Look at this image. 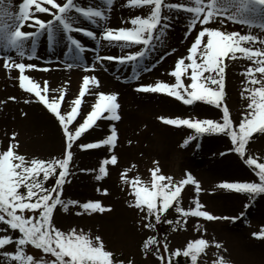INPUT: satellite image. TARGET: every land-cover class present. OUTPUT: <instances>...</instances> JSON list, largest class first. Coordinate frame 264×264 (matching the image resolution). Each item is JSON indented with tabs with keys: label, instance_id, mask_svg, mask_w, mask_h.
<instances>
[{
	"label": "snow or ice",
	"instance_id": "obj_1",
	"mask_svg": "<svg viewBox=\"0 0 264 264\" xmlns=\"http://www.w3.org/2000/svg\"><path fill=\"white\" fill-rule=\"evenodd\" d=\"M97 2L99 3V0ZM4 4L5 0H0V49L4 53L3 67L6 70H18L19 88L31 94V99H26L24 103L35 100L42 106L50 122L61 134L62 153L60 157L48 160L35 156L26 158L19 153L20 142L16 139V132H12V140L6 149L0 151V222L6 225L5 232L10 229L19 234L16 237L0 235V249L15 245L13 251H0V264H135V260L127 256L121 259L123 253L117 249L110 250L102 234L85 232L75 227L64 231L54 223V212L57 210L67 212L76 207L87 214H106L112 211L111 204H104L99 199H89L81 203L76 199L65 200L61 193L72 175L70 162L74 156V145L81 150L97 149L103 145L111 152L118 143V129L115 124L110 125L109 133L104 138L95 142H85V134L94 126L98 127L99 120L108 119L115 122L122 119L120 93L94 90L101 87L100 80L95 75H84L79 94L69 103L65 99L63 88L51 89L52 93L58 91L59 94L50 95L47 82L41 88L37 82L25 75L26 69H36L38 65L17 62L16 58H34L38 37L44 36L49 48L66 42L69 50H75L74 62H79L86 46L73 35L78 33L95 41L97 48L93 51L96 61H115L124 67H131L132 78L135 80L140 71L151 70L146 66L138 70L137 66L146 55L167 41V33L174 19L171 15L173 12L177 15L185 14V36L189 35L195 26H200L194 41L187 48V55L175 59L174 67L169 72L175 82L157 80L154 83H137L134 90L145 94H166L184 105L200 101L215 106L218 119L163 115L157 119L165 126H186L194 130V135H188L182 141V148L204 134L225 135L230 140V145L220 155L235 154L242 165L253 173L255 179H225L212 189L214 192L247 196L248 201L243 205L245 211L232 217L216 216L208 210H202L199 199L195 200L194 207L180 206L181 190L185 185H195V191H201L200 182L190 171H185V178L174 181L172 176L162 174L158 161H153L155 166L150 169V183H145L139 176L128 178L125 174H121V179L129 186L133 196V199L126 201L127 207L142 213L136 219L135 227L143 234L140 250L145 257L152 255L164 262L165 256L161 254L162 244L168 258L166 264H171L172 257L181 255L189 258L190 264H198V257L206 253L211 245L220 249L221 243L218 241L197 238L188 241L186 246L171 250L168 243L158 240L156 235L147 234L145 230H154L156 223L161 220L176 230L184 226L188 217L203 218L205 221L230 219L235 222L246 215L247 209L259 196L264 195V162L248 154V145L254 134L264 136V47H252L258 40L264 45V39L212 26H223L226 22H231L248 28L264 29V0H185L176 3H167L165 0H126L127 6L141 12L130 16L127 21H122L130 26L118 28L105 26L109 18L106 11L111 9L114 0H103L106 7L93 6L87 2L78 3L77 0H21L16 11L8 10ZM82 19L100 29V38L97 37L96 31L78 26ZM26 27L30 30H24ZM101 40L106 47L118 46L123 50L139 46V50L115 56H101ZM244 42H247L248 46H242ZM175 51V48H171L159 59L163 60ZM237 53L253 61L255 65L246 70L245 91L248 94V102L246 111L241 113L238 123L231 118L229 107L224 102L225 58L232 60ZM68 66L72 67L73 64L69 63ZM91 67L94 68L95 65ZM254 73H259L260 79H257ZM86 94L93 95L95 102L84 114L81 105ZM15 99L9 97V100ZM62 101L67 105L66 109H62ZM20 115L27 117L28 114L21 111ZM78 116L80 119H77ZM109 164L118 165L116 154L101 162L99 174L95 177L97 181L107 174L105 166ZM79 171L89 170L81 168ZM50 177L55 178V183L46 187L45 182ZM102 191L104 194L108 193L106 188ZM170 208H174L178 214L175 221L167 218L166 213ZM83 213L77 211L76 214ZM203 227L198 225L200 229ZM251 235L264 240V228L252 232ZM28 245L51 259L37 258L27 253ZM212 264L229 262L221 256L213 260Z\"/></svg>",
	"mask_w": 264,
	"mask_h": 264
},
{
	"label": "rangeland",
	"instance_id": "obj_2",
	"mask_svg": "<svg viewBox=\"0 0 264 264\" xmlns=\"http://www.w3.org/2000/svg\"><path fill=\"white\" fill-rule=\"evenodd\" d=\"M21 0H5L4 7L11 11L18 10ZM78 3L91 4L93 6L106 7L103 0H77ZM167 3L185 2V0H165ZM141 10L131 9L126 4V0H114L110 10L106 11L108 19L106 27L118 28L130 26L123 24L130 16L140 13ZM146 14V13H144ZM174 19L167 33V41L163 46H157L151 51L137 69L148 67L150 71H140L139 76L132 78L131 67H124L115 61H96L94 49L97 48L95 41L78 33H73L82 44L86 46L85 52L81 55L82 62L73 64L69 73L64 79L58 81L53 86L49 83V94L58 95L59 92L52 93L51 89L65 90V99L70 103L79 94V86L84 75H95L101 83L98 91L120 93L119 102L121 104L120 121H110L108 119L99 120L98 127L94 126L85 134V142H95L104 138L109 133L111 124H115L118 129V143L108 151L107 146L101 145L97 149L81 150L75 145L73 147V160L70 162L72 175L66 181L62 198L76 199L81 203L89 199H99L104 204H111L112 211L106 214H87L82 209L72 207L70 211L57 210L54 212V223L61 230L67 231L75 227L78 230L102 234L107 247L111 250L117 249L125 256L135 260V264H164L155 256L145 257L140 250V243L143 234L136 230L135 221L142 213L127 207L126 201L133 199L129 186L121 179V174L128 178L139 176L145 183H150V169L155 165L153 161H158L161 172L170 175L174 181L185 178L186 169L200 182L201 191H195V185H185L181 190L180 204L184 208L194 207L195 200L199 199L203 208L216 216L232 217L239 212L245 211L243 205L248 201L246 195L234 194L220 191H212L222 180L229 179H255L253 173L242 165L238 157L233 153L221 156L230 145V140L223 134H204L192 141L188 146L180 147L182 141L190 134L191 129L186 126H165L157 119L159 116H170L193 119H218V110L215 106L205 102L196 101L192 105H184L174 97L166 94H145L136 92L137 83H154L157 80L174 83V77L169 75L174 67V61L180 56L187 55V48L194 41L195 35L199 31V25L195 26L192 32L185 36L187 31L186 16L184 13L177 15L171 13ZM42 18H50L44 17ZM190 19V17H189ZM85 20H81L78 26L85 27L97 32L99 37L100 29L95 25L88 26ZM91 24V23H90ZM92 25V24H91ZM213 27H220L221 30H235L242 34L256 35L259 39H264V29L255 27L248 28L239 23L226 22L223 26L213 24ZM24 30H30L25 28ZM41 43V48L38 47ZM38 45L35 57L16 58L17 62L32 63L38 65L36 69H26L25 75L37 82L43 88L46 79L36 73L41 67H58L63 65L56 61L57 58L64 59L66 55H75V50H69L66 42L58 43L49 48L44 36L38 37ZM242 46H248L244 42ZM252 47H264L255 42ZM175 48L176 51L165 56L163 60L159 57L165 51ZM139 50V46L125 48L121 50L118 46L106 47L101 40L99 54L121 55ZM68 53V54H65ZM3 50L0 49V151H3L12 140V132L18 133L16 139L20 142L19 153L26 158L37 157L43 159L58 158L62 153L61 134L53 125L45 110L40 104L32 100L31 103H24L26 99H31V94L19 88L18 70H6L3 67ZM14 55V53H13ZM95 65L92 68V65ZM52 65V66H51ZM60 65V66H59ZM225 103L229 107L230 116L234 122L238 123L241 113L246 111L248 94L245 91L246 70L249 66H255L253 61L247 60L242 54L237 53L232 60L225 58ZM87 69V70H86ZM260 79L259 73H254ZM44 76V75H43ZM258 86V85H257ZM15 97V100H9ZM95 102L93 95L82 98L81 108L86 114L91 105ZM62 109L67 105L62 101ZM21 111L26 112L27 117L20 115ZM80 119V116L77 117ZM131 141V143H128ZM199 145V147H197ZM112 154L118 156V165H106L107 174L101 180L95 179L99 174V166L104 159L110 158ZM248 154L264 161V136L254 134L248 145ZM88 169L87 172H80L79 169ZM125 169L127 172L125 173ZM108 190L104 194L102 189ZM101 189V191H97ZM80 211L81 215H77ZM31 214V213H28ZM38 214V213H37ZM171 216V209L166 213ZM203 225V229L198 228ZM264 228V195L259 196L256 201L247 209L246 215L233 222L230 219H218L215 221H205L203 218L188 217L182 228L173 230L171 228L167 234L165 242L169 244V249L175 250L186 246L190 240L205 238L221 243V248L217 249L211 245L206 253L198 257V264H212L213 260L224 257L229 264H264V240L252 237V232L260 231ZM0 226V235L11 236V230L4 231ZM149 235H153V230H145ZM15 245H10L6 249L13 251ZM26 252L37 258L51 259L40 250L28 245ZM161 254L164 255L161 244Z\"/></svg>",
	"mask_w": 264,
	"mask_h": 264
},
{
	"label": "trees",
	"instance_id": "obj_3",
	"mask_svg": "<svg viewBox=\"0 0 264 264\" xmlns=\"http://www.w3.org/2000/svg\"><path fill=\"white\" fill-rule=\"evenodd\" d=\"M189 135H194V130H191ZM261 162H264V161L262 160ZM54 183H55V178L50 177L49 180L45 182V186L50 187ZM173 203L175 204L176 202L173 201ZM180 206H181V204H180ZM170 209H171V216H167V218L175 221L177 219L178 214L175 212L174 208H170ZM154 223H155V221H154ZM0 226L6 228V225H4L2 222H0ZM171 228H173V227L164 223L163 220H161V222L156 223L155 229L153 230V235H156L158 240L165 242L166 234ZM18 235H19L18 232H13L11 230V236L12 237H16ZM164 256H165L164 264H166L167 259H168L167 254L164 253ZM171 264H190V261H189V258H185L181 255L179 257H172L171 258Z\"/></svg>",
	"mask_w": 264,
	"mask_h": 264
},
{
	"label": "bare ground",
	"instance_id": "obj_4",
	"mask_svg": "<svg viewBox=\"0 0 264 264\" xmlns=\"http://www.w3.org/2000/svg\"><path fill=\"white\" fill-rule=\"evenodd\" d=\"M88 26L92 27L93 25H91L90 23H88ZM38 45V44H37ZM41 43H39L38 47L41 48ZM66 46H63V48L65 49ZM66 50V49H65ZM74 56L75 55H66V58L64 59H59L57 58L56 61L59 63H63V65H59L60 67H58V64L55 63V65H57L55 68L51 67H41L38 70H36V73H38L40 76L42 74L41 77H44L46 79V82L49 83L50 86H53L54 84H56L58 81L64 79V77H66V75L69 73L68 71L71 70V68H69V63H79L82 62V56L80 57L79 62H74ZM52 66V65H51ZM44 75V76H43ZM186 170H191V169H186Z\"/></svg>",
	"mask_w": 264,
	"mask_h": 264
}]
</instances>
